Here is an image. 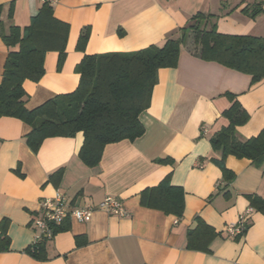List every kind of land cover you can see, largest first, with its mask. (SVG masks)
Returning <instances> with one entry per match:
<instances>
[{
  "label": "crops",
  "instance_id": "obj_1",
  "mask_svg": "<svg viewBox=\"0 0 264 264\" xmlns=\"http://www.w3.org/2000/svg\"><path fill=\"white\" fill-rule=\"evenodd\" d=\"M258 0H56L54 16L70 26L66 57L45 56V75L26 81V108L33 110L58 95L74 92L80 81L76 67L85 55L131 53L161 47L190 20L203 13L213 16L221 34L264 38V15L251 18L243 10ZM41 0H0L4 31L26 29L38 15ZM89 39L78 51L82 35ZM0 37V83L10 51ZM189 41L176 68L159 69L150 106L140 116L145 134L131 142L107 145L97 167L82 162L84 135L46 139L38 152L27 144L31 127L0 118V227L8 225L10 250L0 251V264H264V215L251 208L249 196L264 201V166L229 156L225 181L213 149L212 136L228 125L222 114L231 107L228 94L237 97L250 115L237 128L242 139L256 137L264 128V79L194 55ZM206 130V133H205ZM63 170L59 183L51 176ZM170 176L185 193L181 219L141 204V193ZM65 193L74 208L99 205L106 197L124 202L128 215L111 216L97 210L87 223L74 218L67 230L45 242V260L26 252L39 232L33 218L40 202ZM248 211V229L239 238L225 232ZM197 218L218 236L209 251L188 247V232ZM60 225V226H62ZM1 233V232H0Z\"/></svg>",
  "mask_w": 264,
  "mask_h": 264
},
{
  "label": "trees",
  "instance_id": "obj_2",
  "mask_svg": "<svg viewBox=\"0 0 264 264\" xmlns=\"http://www.w3.org/2000/svg\"><path fill=\"white\" fill-rule=\"evenodd\" d=\"M243 12L251 18L264 15V0H258L257 4L245 8ZM54 15L51 4L43 3L26 29L12 26L8 33L4 31L0 18V37L8 47H18L9 52L3 70L0 118H15L30 126L31 132L26 141L35 153L48 138H71L82 133L84 143L79 157L86 166L94 168L100 164L107 145L141 138L146 130L140 116L150 106L158 71L176 68L181 49L189 41L193 42L194 55L200 59L250 75L254 84L264 79V38L221 34L216 25L211 24L213 16L199 13L188 26L167 38L159 48L150 46L131 53L85 55L76 67L80 81L74 92L58 95L29 110L25 105L27 94L24 83H36L42 79L47 53L57 52L60 64L66 57L70 26ZM88 39V32L81 36L78 51H85ZM227 97L231 107L222 117L228 125L212 136L211 144L215 152H221L222 158L217 164L225 181L232 183L236 175L225 166L229 156L250 160L257 168L264 166V128L255 138L241 140L237 128L246 125L250 115L237 97L231 94ZM62 173L61 169L50 180L59 183ZM249 198L251 208L264 215V201L255 196ZM141 204L181 219L185 210V193L182 188L172 186L168 176L158 186L141 193ZM196 222L197 226L188 232V247L208 252L209 244L218 234L199 218ZM7 227L4 224L0 227V251L10 250ZM247 229L248 226L243 234ZM65 230L67 228L63 225L58 226L55 234ZM44 244H34L26 252L38 260H45Z\"/></svg>",
  "mask_w": 264,
  "mask_h": 264
},
{
  "label": "built area",
  "instance_id": "obj_3",
  "mask_svg": "<svg viewBox=\"0 0 264 264\" xmlns=\"http://www.w3.org/2000/svg\"><path fill=\"white\" fill-rule=\"evenodd\" d=\"M41 1L42 3L49 4L56 2V0ZM97 210L120 218L128 215L124 202L115 197H106L97 206L86 205L84 207L74 208L69 197L65 193L57 191L53 198H47L40 202L35 214L36 216L33 218V227L39 232V235L34 240V244L38 245L41 242L52 240L55 236V229L71 218H74L80 223L89 222ZM250 213L251 211H248L242 216L238 224L228 226L225 232L230 236L233 235V237L243 234L247 227V220Z\"/></svg>",
  "mask_w": 264,
  "mask_h": 264
}]
</instances>
